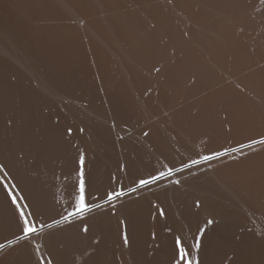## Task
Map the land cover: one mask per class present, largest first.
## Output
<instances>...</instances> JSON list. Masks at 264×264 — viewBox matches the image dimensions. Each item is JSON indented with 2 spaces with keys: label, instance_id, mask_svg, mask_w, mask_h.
I'll use <instances>...</instances> for the list:
<instances>
[{
  "label": "bare ground",
  "instance_id": "obj_1",
  "mask_svg": "<svg viewBox=\"0 0 264 264\" xmlns=\"http://www.w3.org/2000/svg\"><path fill=\"white\" fill-rule=\"evenodd\" d=\"M19 63L35 75L49 96L79 104L88 113L104 119L105 109L98 101L101 91L114 110L118 129L135 131L142 140H149L164 161H173L175 146L182 150L195 149L186 154L188 157L184 155L188 158L185 161L184 158L182 162L174 161V165L167 161L170 166L182 167L212 151L239 147L248 143L249 138H259L264 133V3L261 0H0V165L6 166L9 173L5 182L18 185L14 194L22 190L21 195L27 197L24 202L32 205L29 211L36 214L47 204V188L34 187V166H48L50 151L44 137L46 141L40 143L42 146L34 157L35 127L42 128L44 133L48 129L59 133L62 128L65 131L71 128L77 157L81 151L85 154V168L95 162V150H107L112 136L104 125L72 107L62 106L66 113L58 110L17 68ZM155 68L161 71L157 73ZM32 103L40 107L42 116L33 115ZM76 123L83 133L78 131ZM160 128L172 140L168 141ZM53 152L65 154L62 147ZM242 152L243 155L230 153L184 169L156 184L177 180L198 168L209 169L210 179L199 176L198 183L192 182L195 179L185 182L178 178L180 184H174L171 196L180 209L179 219L168 207L165 193L157 197L147 194L143 201L134 199L126 219L137 235L139 246L146 244L153 234L159 212L163 210L170 227L179 229L182 222L194 234L198 225L202 227L204 218L224 224L216 227L217 237L212 239L211 235L206 241L211 264H220L222 257L223 264H232L233 249L237 250L236 264H264V241L257 238L264 232V148L256 145ZM139 163L138 159L130 162L135 172L127 187L144 175ZM74 167L72 160L70 172L59 180L62 188L56 194V203L70 198L76 181ZM101 167L96 166L91 178L90 186L96 188L94 192L91 190L94 197L120 185L113 182L109 185L112 177ZM156 170L158 167L150 171ZM3 178L0 173V179ZM102 181L108 184L103 191L97 187ZM147 190L131 193L114 203L131 200ZM36 191L40 204L34 202ZM225 191L234 199L226 197ZM197 202L200 207H196ZM48 207L45 210L50 211ZM48 211L44 214L48 218L45 222L51 223L65 210L57 217ZM113 213H105L104 220L120 217ZM258 219L263 222L259 223ZM52 229H45L44 233ZM14 231V209L0 185V243L6 242L5 237L11 238ZM236 236H242L248 247L238 248ZM88 250L74 249L68 264H79ZM118 254L122 264H131L127 252ZM12 256L5 255L0 264H8ZM135 257L142 260L140 253Z\"/></svg>",
  "mask_w": 264,
  "mask_h": 264
},
{
  "label": "rangeland",
  "instance_id": "obj_2",
  "mask_svg": "<svg viewBox=\"0 0 264 264\" xmlns=\"http://www.w3.org/2000/svg\"><path fill=\"white\" fill-rule=\"evenodd\" d=\"M16 66L29 80H31V83L36 90L40 91L46 98H49L53 101V105L56 106V108L58 110H60L63 113H66V111H64V110L68 109L69 107H72L73 109L78 110L86 118H88L94 122L96 121L95 123H97V124L104 125L108 129V131L111 132L112 140H111V143L109 144L110 146L107 148L106 151L95 150L94 151V157H95L94 161L95 162L88 164L87 168H85L87 180L89 183V190L90 191L92 190V192H94L96 190V188H93L90 186L91 178L96 173V170H95L96 166H100V167L102 166L101 167L102 171H104V173H106V174H109L110 177H112V178L115 174L114 177H116V179L113 180L111 178V182L109 183V185L112 184V182H113L114 185L120 184L119 187L122 186L123 188H126L129 181H131L132 176H134L135 171L133 168H130V162L133 161L134 159H138V161H140V163H139V165L141 164L140 165V172L142 170V173H144L143 176L146 177L149 173L153 172L150 170H153L154 168H157V167L159 170H163V169L169 167L171 165V163H173L174 161L178 163V162H182L183 158H184V161L186 159H188L187 157H188V155H189L188 153H190V151L195 152V149L192 147H189L187 149H183L184 151L187 150L186 152H184L181 147L179 148L178 146H175L173 142H169L172 146H175L174 147V151H175L174 154L175 155H174V157L171 158L173 160L172 162H171V160L169 161L166 158H165L166 160L164 161L163 157L159 156L156 153V151H154L153 146L149 140H146V139L142 140L141 138H139L137 136L135 131H131V130L130 131H128V130L127 131H120L118 129V125H117V122L115 119L116 115L114 113V110H113L110 102L107 100V98L105 96H103L101 91H99L100 93H98V101L100 100L102 107H104V109H105L104 111L106 113V117H103L104 119L97 118L93 114L88 113L79 104L71 103V102L66 101L64 99H59L55 96H49V94L43 90L40 82L37 80L35 75H33L32 72L29 71L25 67L24 64L19 63V64H16ZM32 105L33 106L31 107V109L34 112L33 115L35 116L37 114L38 115L41 114L40 116H42V112H39L40 107L38 108L37 105L34 103H32ZM62 106H64L66 109H63ZM67 106H69V107H67ZM21 107H22V105H19V108H21ZM71 119H72V117H71ZM54 121L56 124L57 121L56 120H54ZM153 123H155V122H153ZM155 125L157 127H159V125H157L156 123H155ZM76 126L78 128V131L83 133V131H81V130H83V128L81 126H79L78 123H76ZM79 127L82 129H79ZM41 129L42 128H39L37 126V127H35V130H34V134H36L34 136V139L36 138V140H34L35 146L33 147L34 154H35L34 157L36 158L37 149L42 146V145H40V143H42L43 141H46V140L47 141L45 143L47 144V146H49L48 150L50 151V155L48 158V166L46 164H37L34 166V175H33V182L34 183H33V185L36 189H37V185H39L40 190L42 187L47 188V194L45 196L47 204H46V206L44 205V208L42 207L41 211L38 212V214H37V217L39 216L38 218L40 220L47 221L48 218H46V216H44V214L46 213V211H48V209L45 210V207L49 206L51 210L48 211V213L52 211L53 215H55L56 217L59 216L60 213L63 212L65 209L69 210V207L72 203L71 197L66 199V201L64 200L65 202L61 201V203H56V201H57V195L56 194L62 188V185L60 184L59 180L61 178H63L67 172H70L71 161L72 160L75 161L76 158H78V157H77V153H76L77 145L74 141V135L72 134V132H71V135H69L68 131L67 130L65 131V129L62 128L60 130L61 133L60 132L58 133L57 130H52L53 131L52 132L49 129L47 130V133L46 132L44 133L41 131ZM162 129L160 128V131L164 134V136H167L166 138L169 139V136L166 135L167 133L163 131L164 129L163 130ZM62 131H64V133H62ZM62 134H63V136H62ZM44 137L46 140L43 139ZM47 138H49V139H47ZM52 138H54V139H52ZM170 140H172V139L170 138L168 141H170ZM149 144H150V147H149ZM58 147H62L63 151H65L64 155L61 153H54L53 152V150H56ZM124 147H126V148H124ZM128 151H129V153H128ZM137 151H138V153H137ZM186 154H188V155H186ZM184 155L187 157H185ZM133 156H135V157H133ZM177 157H179V158H177ZM143 160H144V162H143ZM167 161H169L171 163H169ZM165 163L168 165H165ZM114 164H116V166ZM174 164L175 163H173V165ZM119 165L120 166H122V165L126 166L125 167L126 170L124 168L123 174H121L122 171L120 170ZM75 167H76V165H75ZM201 169H203V170H201ZM197 170H199V172H197ZM118 171H119V173H118ZM116 172L118 174H116ZM192 172H193V170L191 172L189 171L187 174L181 176V178H183L185 180V182H187V181L190 182L191 180L195 179L192 182H198V183L200 182V179H198L199 176H204V177L206 176L205 178H207V179L211 178L210 171H209V169L207 170L206 167L205 168L203 167L200 169L198 168V169H196V171H194V173H192ZM197 173H199V174H197ZM191 175L192 176L194 175V176L192 177V179H189V177ZM118 177H119V179H118ZM178 178H177V180H178ZM181 178H179V180L182 181L183 179H181ZM173 180H175V178L167 181L168 183L155 185V186H153V188L151 187V188H149V190H147L148 193L144 191L143 194L141 193V194H139V196H135L136 198L134 197L131 200L130 199H122L121 202H119V203L117 202L118 204L114 203L115 204L114 209H112L111 206H108L107 208L102 209L99 212H93L91 214L89 213L85 217L86 219L84 218V221H80L78 219L71 224H64L61 226H57V228H54V230L52 229L50 231V233L49 232L44 233V235L41 236V238H37L38 240L36 239L34 244L31 247L34 248L36 244L41 245V251L43 250L42 251V258L45 260L46 264L48 261H51L52 264H68V263H70L73 259V256H71V253H72V251H74V249L80 250L82 252L86 249H89L87 252V255L81 259L82 262L80 260L79 264H86V262H87V264H99V262H100V264H122L121 259H119L117 255H119L118 253L123 254L125 252H127L128 256L130 257L131 264H168L169 254H170L169 252H171L170 249L172 247L173 237L175 235H180L182 237V239L188 245H191L194 242L193 238L197 232L194 234L190 230L188 225H186L182 222H180V223L183 225H181L179 227V229L177 228L178 229L177 230V229L169 226L170 224H168L167 219L165 217H159L157 224L153 228V233H155V239L152 238L153 234L149 235V237L147 238L148 241L146 242V244L142 245V246H144V247H142V246H139V243H137L138 242L137 235L135 234V231L133 230L131 223L130 224H129V222L127 223V219H128L127 217L129 215L130 203L134 199H135L134 201H136V200L137 201H140V200L143 201V200H146L148 198V195H150V194L152 196L157 197V196H160V194L165 193L164 195H166L167 203L169 202L168 207H170V210L179 219L180 218V214H179L180 209H178V207L172 202L173 196H171L172 195L171 194L172 189H174L175 185L177 186V184L174 185L173 183H171V181H173ZM214 184L216 186L220 185L218 182H214ZM97 187H98V190L103 191L104 189H106V187H108V184H104L102 181V182H100V184H98ZM99 187H100V189H99ZM149 191H151V192H149ZM152 193H154V194H152ZM224 194L226 197L234 199L232 194L230 195V192H228V194H227V191H225ZM226 194L229 195L230 197L227 196ZM142 197H144V198H142ZM33 198H34L35 203H39V204L41 203V199L39 198L37 191L33 192ZM124 200H126V201H124ZM55 208H56V210H55ZM43 209L45 211H42ZM57 209H59V210L57 211ZM70 210H71V208H70ZM113 212L116 215L118 214V216H120V217H118L119 219L108 217L107 219L104 220L103 216L105 213H111L112 214ZM63 213H65V211ZM242 213H243V215H245L244 211ZM121 219L125 221V224H123V225L120 224ZM107 220H108V222H107ZM206 221H207V219H205V218L201 220L202 227L205 226ZM258 222L262 223L263 220L258 219ZM84 223H87L89 225V232L87 234L80 231V228L83 227ZM222 224L219 221L214 220V225L211 226L212 230L210 227L206 228V241L209 238H211L212 236H213L212 239H214L215 236L217 237V235L219 234L217 228L224 226V224L223 225ZM214 227H215V229H214ZM166 229H171V230L173 229V230H172L171 234H169V232H167ZM107 231H109V233ZM121 232H126L127 235L129 236V239L131 242V248L128 250L126 248H124L122 245V240L120 239V233ZM191 232L194 235L191 234ZM109 234L110 235L116 234L119 237L114 235V237L111 238V237H109L110 236ZM115 237H117V238H115ZM117 239H119V240H117ZM37 241L38 242L40 241V242L38 243ZM206 244H207V242H206ZM206 247H207V245H206ZM94 251L96 254L92 255V253ZM207 252H208V250L204 249L202 254H200L201 264H211ZM136 253L141 254V257H139L140 259H142L141 261L135 257ZM8 254L9 255L13 254V256L11 258L12 260L8 264H28L29 260L31 259V248L27 242H24L15 251L5 250V252H3L0 255V260L2 259V257H4L5 255H8ZM205 254L207 256H205ZM89 257H91V259H89ZM102 257H103V259H102ZM229 260H231V257L229 258ZM102 261L104 263H102ZM207 261H209V262H207Z\"/></svg>",
  "mask_w": 264,
  "mask_h": 264
},
{
  "label": "snow or ice",
  "instance_id": "obj_3",
  "mask_svg": "<svg viewBox=\"0 0 264 264\" xmlns=\"http://www.w3.org/2000/svg\"><path fill=\"white\" fill-rule=\"evenodd\" d=\"M261 2L264 3V0H261ZM185 35L188 36L189 34L185 33ZM155 71L159 73L161 69L155 68ZM71 132L72 129L69 128L68 134L71 135ZM144 134L145 136L148 135V133ZM256 145L264 148V133H261L259 138H249L248 143H241L239 147L225 149L223 151H212L210 154L201 155L198 159H191L189 163H184L182 167L169 166L166 171L156 170L154 173H149L146 177L141 176L136 178L133 185L128 186L126 189L123 187L111 188L95 197L92 196V193L89 190V183L85 171L86 157L84 152L81 151L78 158L74 161L76 167H74L73 171L75 172L76 181L69 194L72 200L70 205L71 210L65 209V213L60 215L59 219H52L51 223L39 220L35 212L29 211L32 205L24 202L27 200V197L21 195L22 190L16 191L14 194V189L17 188L18 185L10 186V182H5L9 173L5 170L6 166L0 165V173H3L4 176L3 179H0V185H2L6 192V198L10 201L11 206H13L15 218V231L12 233L11 238H4L6 241L5 243H0V252H5V250L15 251L22 242H27L31 248V259L28 264H46L45 260L42 258L41 246L36 244L34 248L31 247L37 238L44 235L45 229H52L56 226L71 224L78 219L84 221V218L94 210L103 209L106 205L115 208V201H118L122 197H126L131 193H136L139 190L150 188V186L156 185L159 181L172 177L174 173L181 172L184 169H191L193 166L216 160L227 156L230 153L241 152L243 155L242 150L244 148L253 149ZM124 167L125 166L122 165L120 170L123 171ZM112 179L115 180L116 177H113ZM171 183L178 185L180 184V181L173 180ZM196 207H200L199 202H197ZM159 215L160 217H164L165 212L161 210ZM120 224H125V221L121 220ZM213 225L214 219L212 218L207 219L204 227L198 225L197 234L194 236V242L191 245H188L180 235H175L172 241L168 264H201L200 254H202L206 247V228ZM80 231L87 234L89 232V225L84 223L83 227L80 228ZM166 231L169 232V234L172 232L171 229H166ZM153 238L155 239V233H153ZM257 238L264 241V232L260 233ZM120 239L122 240L124 248H131V242L126 232L120 233ZM235 242L240 249L248 247L242 236H236ZM95 254L94 251L92 255ZM227 255V253H224V256ZM236 256L237 250L233 249L232 264H236ZM89 259H91V257H89ZM47 264H52V262L48 261ZM220 264H223V257L221 258Z\"/></svg>",
  "mask_w": 264,
  "mask_h": 264
}]
</instances>
